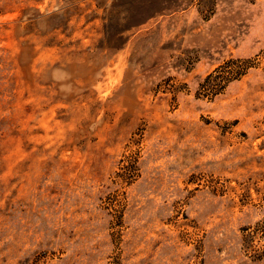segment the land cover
<instances>
[{"label": "rangeland", "instance_id": "374dc122", "mask_svg": "<svg viewBox=\"0 0 264 264\" xmlns=\"http://www.w3.org/2000/svg\"><path fill=\"white\" fill-rule=\"evenodd\" d=\"M0 264H264V0H0Z\"/></svg>", "mask_w": 264, "mask_h": 264}]
</instances>
